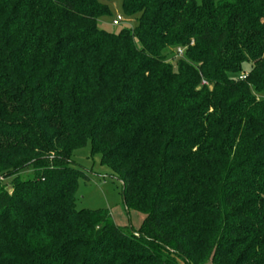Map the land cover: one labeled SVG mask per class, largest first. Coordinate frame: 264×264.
<instances>
[{
	"label": "trees",
	"instance_id": "obj_1",
	"mask_svg": "<svg viewBox=\"0 0 264 264\" xmlns=\"http://www.w3.org/2000/svg\"><path fill=\"white\" fill-rule=\"evenodd\" d=\"M122 10L0 0V264H264V0ZM88 142L138 231L77 208Z\"/></svg>",
	"mask_w": 264,
	"mask_h": 264
},
{
	"label": "rangeland",
	"instance_id": "obj_2",
	"mask_svg": "<svg viewBox=\"0 0 264 264\" xmlns=\"http://www.w3.org/2000/svg\"><path fill=\"white\" fill-rule=\"evenodd\" d=\"M108 5L110 14L99 20V26L107 31L118 32L124 27H132L136 24L133 18H127L122 10V0H99ZM123 17L119 25H113V20L118 16ZM172 57V55H171ZM243 72H248L252 62L246 61L242 65ZM72 165L82 169L86 179H80L76 193V206L78 209H107L112 215L114 223L125 231H138L144 220V215L136 210L129 209L124 203L123 182L115 174L113 169L103 163L100 153L92 150L91 142L75 150L72 154ZM32 175L30 168L20 173L21 178ZM3 187L13 190V177L0 176ZM205 264H213L211 261Z\"/></svg>",
	"mask_w": 264,
	"mask_h": 264
},
{
	"label": "built area",
	"instance_id": "obj_3",
	"mask_svg": "<svg viewBox=\"0 0 264 264\" xmlns=\"http://www.w3.org/2000/svg\"><path fill=\"white\" fill-rule=\"evenodd\" d=\"M123 21V17L118 15L114 20H113V25H119ZM184 49L183 48H178L177 49V56H181L183 54ZM246 77V73L240 75V78L243 79ZM203 84H207L206 80H203Z\"/></svg>",
	"mask_w": 264,
	"mask_h": 264
}]
</instances>
